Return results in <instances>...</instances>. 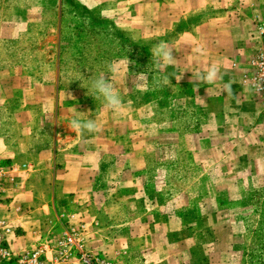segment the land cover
I'll list each match as a JSON object with an SVG mask.
<instances>
[{
    "label": "rangeland",
    "instance_id": "1",
    "mask_svg": "<svg viewBox=\"0 0 264 264\" xmlns=\"http://www.w3.org/2000/svg\"><path fill=\"white\" fill-rule=\"evenodd\" d=\"M218 13L209 7L200 19ZM197 14L187 15L189 32ZM138 27L74 0H0V120L14 135L39 133L61 148L106 136L107 150L93 155L101 162L90 159L84 167L85 173L99 169L98 185L106 169L120 165L133 183L139 174L146 177L142 204L158 205L165 216L192 221L202 217L203 205L219 204L226 227L244 243L242 264H264V178L248 182L249 172L229 161L230 147L202 140L209 135L201 130L204 102L198 83L186 79L192 57L180 53L188 31L179 26L155 34ZM160 41L176 60L163 71L154 69L151 55ZM101 75L120 94L118 112L96 98L91 82ZM72 119H93L99 131L75 133Z\"/></svg>",
    "mask_w": 264,
    "mask_h": 264
},
{
    "label": "crops",
    "instance_id": "2",
    "mask_svg": "<svg viewBox=\"0 0 264 264\" xmlns=\"http://www.w3.org/2000/svg\"><path fill=\"white\" fill-rule=\"evenodd\" d=\"M74 1L105 16L133 19L139 30L144 24L155 34L179 26L188 31L180 53L195 67L188 66L187 81L213 64L220 73L214 83L195 86L204 102L201 130L209 134L202 140L230 147L229 161L236 171L249 172L248 182L264 178V100L243 83L248 61L264 48V0ZM209 7L219 13L201 20ZM191 12L200 20L189 32ZM230 81L232 94L223 90ZM106 138L87 144L83 137L75 149L61 148L39 133L14 135L0 120V162L12 170L0 194V221L12 229L8 239L16 255L83 221L87 246L117 264H242L244 243L226 227L219 204L203 205L202 217L192 221L165 216L158 205L142 204L146 177L139 174L133 183L116 165L98 185L99 169L85 173L87 161L107 150Z\"/></svg>",
    "mask_w": 264,
    "mask_h": 264
},
{
    "label": "built area",
    "instance_id": "3",
    "mask_svg": "<svg viewBox=\"0 0 264 264\" xmlns=\"http://www.w3.org/2000/svg\"><path fill=\"white\" fill-rule=\"evenodd\" d=\"M243 83L264 100V48H260L248 61ZM258 84L261 85L259 89L256 87ZM11 173V168L0 162V194L5 191L8 180H12ZM11 230L0 221V264H117L87 246L84 236L86 223L83 221L20 255L11 249L8 239Z\"/></svg>",
    "mask_w": 264,
    "mask_h": 264
},
{
    "label": "clouds",
    "instance_id": "4",
    "mask_svg": "<svg viewBox=\"0 0 264 264\" xmlns=\"http://www.w3.org/2000/svg\"><path fill=\"white\" fill-rule=\"evenodd\" d=\"M151 55L153 60L154 69L157 71H163L167 67L175 64V56L173 55V50L165 41H160L154 45L151 49ZM109 70L113 73L118 72V66L115 64L108 65ZM147 77L145 76V79ZM220 78V73L217 65L213 64L209 66L205 72L195 73L192 75L191 83L196 85L199 82L214 83ZM163 85H170V80L167 77L163 78ZM91 87L96 95V98H103L104 106L110 110L118 112L122 107V100L119 92L114 87L105 76L101 75L95 78L91 82ZM258 89L261 85L256 86ZM223 90L232 94L231 81L224 84ZM68 127L75 133L82 134L87 131L89 133H94L99 131V126L97 122L93 119L79 120L72 119L68 124Z\"/></svg>",
    "mask_w": 264,
    "mask_h": 264
}]
</instances>
